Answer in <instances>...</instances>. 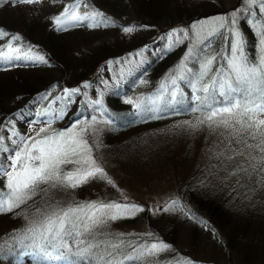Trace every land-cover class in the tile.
<instances>
[{"label": "rangeland", "instance_id": "374dc122", "mask_svg": "<svg viewBox=\"0 0 264 264\" xmlns=\"http://www.w3.org/2000/svg\"><path fill=\"white\" fill-rule=\"evenodd\" d=\"M5 1L14 7L13 9L23 10L25 15L29 17V13H27L29 11L26 9L30 6L29 3H21L19 0ZM44 1L41 2L44 3ZM185 1L190 4L194 0ZM220 2L222 7L227 9L225 13L202 17L189 25L187 29L181 27L179 30L174 31L175 33L171 39L163 41L162 47L167 48L171 46L168 43L176 44L181 38H187L189 41L184 43L186 48L184 58L181 59L175 71L176 73L169 77V81L164 83L158 91L151 95L134 93L131 96V110L123 112L124 117L122 119L123 113L114 122L100 119L94 114H90L88 117L83 116L71 124H67L66 119H62V124L66 128H63L61 132L86 129L83 138L87 140L88 145L91 147V155L96 164L103 169L105 177L89 178L87 182L76 188L49 189V195L54 201H58L61 206L90 201L100 202L101 199H106L103 202L140 206L143 209L142 211H137L134 215L115 221H108L107 224L97 227L93 235L85 234L101 241L108 238L105 241L120 244L119 248L124 249L120 250V253H126L125 256L138 257L136 259H126V262L136 264H253L246 261L235 249L231 252V258H228V251L219 239L217 231L213 227L214 225L206 221L204 211L195 204L194 200L196 197L204 196L216 201L224 199L229 202L233 218L237 217L238 212L243 208L242 203L245 202L246 197L243 196L239 200L238 194L230 196L235 193L231 192L232 189L229 188L231 180L227 174L230 172L221 174L223 169L219 167V162L216 160L217 157L222 163L225 162L226 153L223 157L217 155L224 151L225 146H227V139L224 137L225 128L223 130L222 127H209L207 122L198 124L199 121L205 120L206 116H202V114L195 116L196 120H194V117L190 118L188 116L175 118L176 114L178 115L186 110L189 115L193 114L192 112L197 108L196 105L193 107L190 105L191 100L187 98L184 91L185 86H177L169 93L167 91L168 86H172L173 83L176 85L178 81H184V76L191 70L189 63L193 61L192 57L196 56V52L203 42H205L203 45L206 57L200 66L202 67L208 59L218 56L217 53L221 49V53H223L219 57L223 56V60L219 66L220 68L215 73L217 75L218 71L226 69L227 59L231 54L230 41L233 33H240L242 44L247 40L243 28L244 22L241 21L245 14H248L245 22L249 25L248 28L252 30L253 38H255L253 42V62L258 63L261 57L264 56V52L261 50V33L264 32V10H262L264 9V0H254L251 5H249L248 0H242L241 3H237V0H220ZM75 11L80 16L87 15L90 18L69 21L68 24H78L81 21L94 22L92 11L84 9L81 3H78ZM233 21L235 22L233 23ZM53 24L57 26L56 21ZM221 24H223V27H221ZM134 31L132 29L131 32L125 30L118 33L110 32V35L112 39H115L121 35L130 36ZM13 36L19 35L9 33L0 36V47L6 44L4 51L8 52L7 46L11 44L13 49L19 51H13L9 55L21 58L0 59V64H9L16 61H39L34 59L36 56H42L39 51L32 47L22 46L19 42L20 39L13 40ZM152 53L150 49L142 48L132 55L108 62L102 68V74L97 85L93 83L86 84L88 82H85L82 85L62 86L41 97L36 108L38 115L31 118L26 129V135L23 136L17 149H13L14 136L17 131L21 130L16 126V128L14 127L12 118L5 121L3 126L0 123V165L5 169L9 168L12 163L11 158L17 151L22 152L24 142H27L30 146L33 139H41L47 134H51L55 130L53 129L54 126H51V121L53 117L60 118L65 113V106L71 105L79 99L87 104L94 105L97 104V101L100 103L102 100H107L108 96L116 95L119 88L126 89L130 81V74L135 69L134 67H137L143 59H150ZM241 55L245 58L242 47ZM25 56L32 58H24ZM43 61H45V58ZM210 82L198 80L197 78L189 83L187 82L191 90L189 95L192 102L198 101L195 97L199 96V92L201 96L206 94L202 91V87L204 84H211ZM73 89L79 91L71 93ZM131 89L130 86L129 90ZM65 90L69 91L66 92ZM167 93L170 94L169 97H167ZM217 96L215 95V100ZM64 101L66 103L62 105L61 103ZM199 101L202 102L203 99ZM62 110L63 113L60 114ZM205 115H207V112ZM160 117L168 119L158 126L143 128L144 123ZM170 117H173V119H169ZM132 118H134L135 123L131 128H136L135 135L143 136L146 138L145 141L148 142L142 143V140L137 139L132 142V150L123 152L112 144L115 140L108 141V139L113 137V134L121 127L119 126L121 123H126V120ZM74 125L75 127H73ZM135 125L136 127H134ZM193 125L197 126L193 127ZM147 126L151 127L152 125ZM41 129H45V131L40 133ZM37 133H40L39 137ZM9 135L13 138V144H2L3 140H10ZM126 135H129V133L121 134L120 137ZM73 167L72 164L61 165L64 172L71 171ZM6 179V177L0 176V190L7 191L5 188ZM233 182L235 180L232 181V184ZM42 187L47 186L42 185ZM107 191H111L112 194L108 195ZM106 195L107 197H104ZM112 195L114 199L109 200ZM37 196H40V200L32 202L31 208L42 206V196ZM177 216L178 219H176ZM148 217L152 225L161 226L162 230L164 224H168L170 221L178 225L176 234L178 253L174 250H160L154 255L138 256L136 250L140 249L142 245L158 243L157 238L151 237V229H149L147 223ZM192 218L198 221L196 227H198L200 236L197 239L192 233V226H194ZM143 237L149 238L141 241ZM192 240H196L195 247H192ZM96 250L100 254L103 252L100 248H96ZM180 251L202 261L194 263L190 258H182L179 255ZM175 252L179 255L178 259L174 258L173 253ZM33 254L35 255L25 254L24 261H27L28 264H67L63 259L60 261H44L38 249Z\"/></svg>", "mask_w": 264, "mask_h": 264}, {"label": "trees", "instance_id": "16d2710c", "mask_svg": "<svg viewBox=\"0 0 264 264\" xmlns=\"http://www.w3.org/2000/svg\"><path fill=\"white\" fill-rule=\"evenodd\" d=\"M41 1L28 4L30 6L26 8L29 11L27 12L29 17H27L23 10L13 9L14 7L5 0H0V29H3L7 34H18L22 46L34 48L45 58V61H16L0 64V123L3 126L5 121L12 118L14 127L21 130L17 131L14 136V144L10 135L8 137L10 140H3L2 144H13V149H17L22 142L31 118L38 115L36 108L41 97L62 86L82 85L85 82L97 85L102 68L108 62L132 55L142 48H148L153 52L151 58L143 59L137 67H134L126 89L119 88L116 95L108 96L107 100H102L94 105L87 104L80 99L75 100L71 105L65 106V113L60 118L53 117L51 126H54L55 130L46 136L54 135L66 128L62 124V119H66L67 124H71L83 116L88 117L90 114H94L107 121L118 120L123 112L131 110V96L134 93L151 95L176 73L175 71L186 52L184 43L189 40L181 38L176 44L168 43L171 46L167 48L162 47L163 41L171 39L174 31L181 27L187 29L189 25L202 17L223 14L227 11L222 7L220 0H194L190 4H187L185 0H45L44 3ZM241 1L237 0V3H241ZM77 3H81L84 9H89L93 14L99 12L103 15L94 16L92 23L81 21L73 25L66 23L63 26H56L53 24L54 18L61 17L65 8ZM70 10L71 8H69ZM247 16L248 14H245L241 19L244 22L243 28L247 37V40L242 44V49L246 60L253 62L255 38H253L252 30L248 28L249 25L245 22ZM61 18L63 19V17ZM129 27L135 30L133 34L130 36L121 35L112 39L110 32L118 33ZM204 43L200 44L196 56L192 57L193 61L189 63L191 70L184 76V81H178L176 85L173 83L167 88L169 93L177 86H185L184 91L187 98L191 100L190 105L192 107L196 105L197 108L192 112L193 114L189 115L186 110L176 114L175 118L188 116L194 117L196 120L195 116L200 114L206 116L205 114L208 112V109L203 107L199 100L192 102L189 95L191 90L187 84L194 78L201 79L202 67L200 64L206 57ZM5 47L6 44L2 45L0 50L4 51ZM222 53L220 49L217 53L218 56H214L212 71L203 77L202 81L210 82V77L216 76L215 72L220 68L223 60V56L219 57ZM130 86L131 90H129ZM168 93L167 97L170 96ZM206 95L208 94L201 96L199 92V96L203 100ZM221 99L223 98L219 95L216 97V101ZM65 103L66 101L61 104ZM208 103H212L211 98ZM216 106L218 107L219 104L217 103ZM62 113L63 110L60 111V114ZM123 117L124 113L121 119ZM166 119L168 118L160 117L151 120L144 123L143 128L158 126ZM169 119H173V117ZM134 123V118L128 119L126 123L119 125L121 127L117 131L111 129L116 132L113 137H108V141L115 140L112 144L123 152L132 150V142L137 139L142 140V143H147L146 138L135 135L136 128H131ZM147 125L152 126L148 127ZM122 127L124 128L122 129ZM126 133L129 135L120 137L121 134ZM224 137L227 139L225 147L242 148V145L230 144L233 138L228 135L226 129ZM248 143L255 144L257 141L248 139ZM144 148L146 149V147ZM247 151H250L253 156L260 155L258 149ZM229 154L226 152V156ZM226 156L224 163L217 157L216 160L219 162V167L223 169L221 174L230 172L227 174L231 180L229 188L232 189L231 192H235L230 196L238 194L239 200L243 196L246 197L238 216L233 218L229 202L224 199L216 201L207 196L196 197L195 204L204 211L206 221L214 225L219 239L228 251V258H231V252L235 249L246 261L253 264H264V172L259 169L253 171L245 162V157L234 156L232 160H227ZM238 166L246 168L247 172L236 171ZM233 180L235 182L232 184ZM107 192L108 195L112 194L111 191ZM112 199H114L113 195L109 200ZM35 200H40V196L33 197L32 200L21 204L19 208L10 212L0 213V264H28L24 261L25 254L35 255L33 253L37 249L32 240L24 238L28 221L32 219L36 208L30 207ZM101 200L106 201V199ZM149 220L148 217L147 223L151 229V237L157 238L158 243L168 245L162 251L174 250L177 252L179 250L176 241L178 225L170 219L168 224H164L162 230L161 226H154ZM191 220L194 225L192 233L197 239L200 236L198 227H196L198 221L195 218ZM148 238L143 237L141 241ZM79 239L84 240L85 243L77 245L75 240L70 238L68 248L60 250L59 254L63 256V260L67 264H92L88 254L82 250L87 248L88 241L94 240L98 243L101 240L86 235ZM192 243V247H195L196 240H192ZM104 246L107 247L102 243L100 249L104 250ZM120 250L124 249L119 248L115 251L108 249L113 252V257L116 260H123L124 264H136L126 262V253H120ZM92 252L100 254L96 249H92ZM176 252L173 253L175 259H178L180 255L182 258L192 259L194 263L202 261L190 254L187 255L180 251L177 255L178 252ZM54 254L57 253L54 252Z\"/></svg>", "mask_w": 264, "mask_h": 264}, {"label": "snow or ice", "instance_id": "6c2138e0", "mask_svg": "<svg viewBox=\"0 0 264 264\" xmlns=\"http://www.w3.org/2000/svg\"><path fill=\"white\" fill-rule=\"evenodd\" d=\"M19 2L34 3L39 0H19ZM253 2L254 0H248L249 5ZM77 7L78 3L65 8L61 14L63 19L54 18L57 25L63 26L69 21L90 18L87 15H78L75 11ZM69 8L72 11H69ZM93 15L102 16L103 14L97 12ZM124 30L131 32L132 28ZM3 35L7 33L0 29V36ZM261 36V50L264 52V32ZM12 39L19 40L20 37L13 36ZM241 47L242 38L239 32H235L230 41L231 54L227 59L226 69L218 71L216 76L210 77L211 84H204L202 87V91L208 94L202 101V106L206 107L208 112L205 120L199 121L198 124L207 122L209 127H223L233 138L230 144L242 145V148L236 149L226 147L224 151L217 154L218 156L223 157L227 152L230 153L226 156L227 160H232L234 156L245 157V162L253 171L259 169L264 172V118H261L264 117V56L258 63L250 64L241 55ZM7 48L8 52L0 50V59L21 58L9 55L13 51H19L13 49L11 44H8ZM34 59L43 61L44 58L36 56ZM213 62L214 58H210L202 65L201 79L212 71ZM77 91L79 90L73 89L71 93ZM213 94L223 99L216 101ZM209 98L212 99V103H208ZM195 99L201 100V97L196 96ZM195 126L197 125H193ZM44 131L45 129H41L40 133ZM85 131L86 129L83 128L79 131H62L41 139H33L30 146L24 142L23 156L21 151H17L11 158L12 163L9 168L5 169L0 165V176L7 178L5 184L7 191L0 190V213L10 212L32 200L33 197L42 196V206L35 208L32 219L28 221L24 238L32 240L44 261L62 260L63 256L59 252L68 248L70 238L75 240L77 245L84 244L85 241L79 238L85 234L93 235L97 227L143 210L135 204L103 201L61 206L49 195V189L76 188L87 182L89 178L105 177L103 169L96 164L91 155V147L83 138ZM40 133H37L38 137ZM248 139L256 140L257 143H248ZM250 149H258L260 155L253 156L250 151H247ZM65 164H72L74 167L71 171L64 172L61 165ZM236 171L247 172V169L238 166ZM102 243L107 247L101 254L92 252V249L100 248ZM87 245V248L82 251L88 254L92 264H124L123 260L118 261L113 257L112 251H108L109 248L113 251L119 249L120 244L111 241L97 243L93 240L88 241ZM167 247L168 245L163 243H151L142 245L136 251L138 256L154 255ZM54 252L57 254L54 255ZM136 258L138 257L125 256V259Z\"/></svg>", "mask_w": 264, "mask_h": 264}]
</instances>
